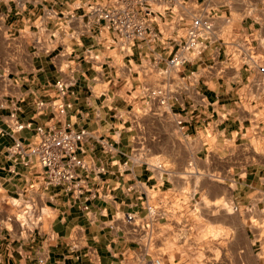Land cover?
Returning <instances> with one entry per match:
<instances>
[{"label":"crops","instance_id":"0c3cea01","mask_svg":"<svg viewBox=\"0 0 264 264\" xmlns=\"http://www.w3.org/2000/svg\"><path fill=\"white\" fill-rule=\"evenodd\" d=\"M115 2L0 0V264H264V0H177L150 15L155 42L126 48L96 12ZM200 15L204 53L170 66ZM59 79L72 106L37 113ZM14 111L31 126L16 131ZM66 124L88 133L89 211L9 153ZM27 197L44 210L36 230L6 202ZM147 203L172 212L155 242L126 220Z\"/></svg>","mask_w":264,"mask_h":264},{"label":"built area","instance_id":"2783aa9c","mask_svg":"<svg viewBox=\"0 0 264 264\" xmlns=\"http://www.w3.org/2000/svg\"><path fill=\"white\" fill-rule=\"evenodd\" d=\"M177 0H116L115 4L97 8L98 18L105 26L115 32L121 45L130 47L137 40L155 42L158 35L150 26V15L158 8H169ZM183 42L169 59L172 67H181L187 62L199 58L205 51L206 41L213 30L211 16L200 15L193 18L186 26ZM231 59V56L229 57ZM264 73V67H260ZM57 98L55 102L37 100V113L42 114L47 108L53 109L59 115H64L72 106L74 84L72 81L59 79L55 83ZM14 119V129L22 131L30 124H24L16 119V111L11 114ZM86 130H75L70 124L61 128H36L35 139L27 145L16 140L10 147L9 153L15 161L26 168L40 167L43 187H62L67 193L80 200L82 209L89 211L90 202L99 196L97 190L89 183V178L81 174V170L88 169L85 160L80 156V142L87 135ZM102 171V170H101ZM30 188H34L31 184ZM8 204L19 212V217L12 214V218L24 230L38 229L43 222L44 210L32 198L9 199ZM172 212L163 205L147 203L146 214L138 216L136 213L127 214L126 220L135 228H143L149 242H155V234L162 221L168 220ZM152 264H164L160 256L152 260Z\"/></svg>","mask_w":264,"mask_h":264},{"label":"rangeland","instance_id":"374dc122","mask_svg":"<svg viewBox=\"0 0 264 264\" xmlns=\"http://www.w3.org/2000/svg\"><path fill=\"white\" fill-rule=\"evenodd\" d=\"M13 210H14V211H13L12 214H13L14 216L20 218L21 215H19V212H22L23 210H21V211H17L14 207H13ZM29 228H31V227H29ZM32 230H33V229H32ZM204 236H205V233H202V234H201V237H204Z\"/></svg>","mask_w":264,"mask_h":264}]
</instances>
